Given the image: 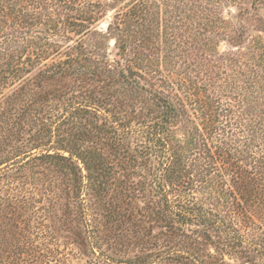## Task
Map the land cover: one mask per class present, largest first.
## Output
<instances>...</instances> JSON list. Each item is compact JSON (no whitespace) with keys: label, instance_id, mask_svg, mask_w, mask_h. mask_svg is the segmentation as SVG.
Wrapping results in <instances>:
<instances>
[{"label":"trees","instance_id":"16d2710c","mask_svg":"<svg viewBox=\"0 0 264 264\" xmlns=\"http://www.w3.org/2000/svg\"><path fill=\"white\" fill-rule=\"evenodd\" d=\"M0 264H264V0H0Z\"/></svg>","mask_w":264,"mask_h":264},{"label":"rangeland","instance_id":"374dc122","mask_svg":"<svg viewBox=\"0 0 264 264\" xmlns=\"http://www.w3.org/2000/svg\"><path fill=\"white\" fill-rule=\"evenodd\" d=\"M234 10H235V9H234L233 7H231V8H226V10L224 11L223 14H224V16L227 17V18H232L233 15H234V13H233ZM158 11H159V13L157 14L158 19L163 18V17H164V15H162L163 6H160ZM110 15H111V13H108L106 18H109ZM172 16H173V15H172ZM160 22H161V20H160ZM101 26H102L103 29L105 28V22H104V21H102ZM249 34H250V36L252 37V36H254L256 33H255L254 31L250 30ZM174 44H175V43H174ZM111 45H112V42L110 43V46H111ZM173 46H174V48L176 49V52L179 51V49H180L179 47H175V45H173ZM176 46H177V45H176ZM228 47H229V45H228L227 42H220L219 45H218V50L223 51L224 49H226V48H228ZM109 50H110L109 54H110V55H113V53H114L113 48L110 47ZM176 52L171 53V55H176V54H175ZM110 57H112V56H110ZM180 58H181V57H180Z\"/></svg>","mask_w":264,"mask_h":264}]
</instances>
